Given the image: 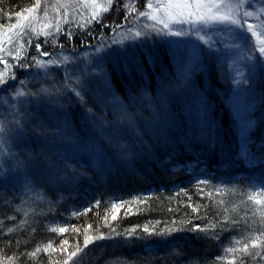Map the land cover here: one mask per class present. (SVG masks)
<instances>
[{
    "label": "trees",
    "instance_id": "trees-1",
    "mask_svg": "<svg viewBox=\"0 0 264 264\" xmlns=\"http://www.w3.org/2000/svg\"><path fill=\"white\" fill-rule=\"evenodd\" d=\"M28 2L0 0V16ZM121 18L62 39V55L82 64V42L94 45ZM157 48L138 70L104 59L114 107L81 90L77 103L58 104L49 83L48 96L0 108V149L17 170L3 162L15 179L0 185V264H264V189L251 185L264 181V85L242 135L227 65L178 61V72ZM186 89L200 92L198 105ZM104 130L121 141L116 151ZM83 138L102 150L76 154Z\"/></svg>",
    "mask_w": 264,
    "mask_h": 264
},
{
    "label": "rangeland",
    "instance_id": "rangeland-1",
    "mask_svg": "<svg viewBox=\"0 0 264 264\" xmlns=\"http://www.w3.org/2000/svg\"><path fill=\"white\" fill-rule=\"evenodd\" d=\"M28 1L17 11L0 16V108L6 104L30 105L35 102L33 94L48 96V86L52 83L59 84L57 92L52 89L58 104L63 102L64 96L69 101L73 99L71 103H77L81 90V94H86L93 101L114 107V94L111 93L104 59L115 69L126 70L131 64L130 67L138 70L142 58L152 63V56L159 46L178 72L182 69L178 61L183 62L184 69L190 66L199 69L210 57H217L219 63L226 64L230 72L229 96H232L228 100L229 107L238 122L239 132L245 135L251 130L252 107L257 102L255 88L259 81L264 85V55L258 49L253 50L238 25L193 28L191 23L175 21H198L201 17L223 18L229 22L235 19L243 24L252 44H259L264 41V0ZM118 12L122 16L121 22L109 27V35L98 34L94 45L82 42L84 49L74 57L83 59L82 64L73 63L72 58L62 55L64 48L59 47L62 39H71L73 35L97 26L102 17ZM141 12L144 15H140ZM245 12L251 15L245 16ZM249 24L251 29H248ZM37 44L40 45L39 50ZM42 52L47 55H41ZM186 92L189 99L198 105L200 92L194 89H186ZM74 111L78 112L75 108ZM79 115H76L77 121ZM112 126L120 137L117 127ZM100 133L103 141L115 151L116 146L121 145L119 138L114 140L107 130ZM84 137L88 138V135ZM85 138L81 139L83 149L77 150L76 154L84 156V152L91 154L94 150L95 154L102 150V146L97 144L94 149L90 147ZM1 148L0 173L3 176L0 185L15 179L10 168L4 166V161L7 160L12 172L17 171L16 158ZM47 152L43 151L46 158ZM59 153L62 152L55 151V154ZM251 185L256 190L264 189L261 179L252 180ZM20 186L22 191L27 187L24 183ZM23 193L33 195V190L29 188ZM57 224L61 225L53 223L50 229L58 227Z\"/></svg>",
    "mask_w": 264,
    "mask_h": 264
},
{
    "label": "snow or ice",
    "instance_id": "snow-or-ice-1",
    "mask_svg": "<svg viewBox=\"0 0 264 264\" xmlns=\"http://www.w3.org/2000/svg\"><path fill=\"white\" fill-rule=\"evenodd\" d=\"M151 7V5H149ZM208 7H216V8H219L220 5H208ZM140 15H144L143 12L139 13ZM191 15V14H190ZM245 16H249L251 15V13H248V12H245L244 13ZM125 19H127V17H125ZM176 23H191L193 25V28H196V27H204V28H212L213 25H220V26H224V25H227L228 27H232V26H236L238 25L239 26V30L242 34H244V38L245 40H247L249 42V45L253 48V50L255 51L256 49L259 50L260 54L261 55H264V41H261V43L259 44H252L251 42V39L250 37H248L245 33H246V30L244 29L243 27V24L239 23L237 20L233 19L231 20L230 22L223 19V18H220V19H217V18H212V17H208V18H205V17H201L198 21H193V20H189V21H183L181 19H177L175 21ZM165 27L167 28L168 25L165 24ZM251 25L249 24L248 25V29H251ZM175 34V33H174ZM255 34V33H253ZM37 49L39 50L40 48V45L37 44L36 45ZM41 55H47V53H41ZM261 187H264V185H262ZM198 227V226H196ZM175 230V229H173ZM145 232L148 231L147 228L144 229ZM101 238H105V237H101ZM85 246H87V242L85 244ZM73 256L76 255V253H72ZM257 255H260V253H257Z\"/></svg>",
    "mask_w": 264,
    "mask_h": 264
},
{
    "label": "bare ground",
    "instance_id": "bare-ground-1",
    "mask_svg": "<svg viewBox=\"0 0 264 264\" xmlns=\"http://www.w3.org/2000/svg\"><path fill=\"white\" fill-rule=\"evenodd\" d=\"M159 180H160L161 182H164V179H163V178H160Z\"/></svg>",
    "mask_w": 264,
    "mask_h": 264
}]
</instances>
